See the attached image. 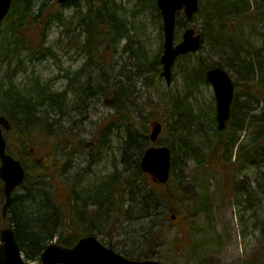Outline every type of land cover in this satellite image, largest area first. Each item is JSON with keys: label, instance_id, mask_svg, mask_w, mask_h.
<instances>
[{"label": "rangeland", "instance_id": "rangeland-1", "mask_svg": "<svg viewBox=\"0 0 264 264\" xmlns=\"http://www.w3.org/2000/svg\"><path fill=\"white\" fill-rule=\"evenodd\" d=\"M206 1L211 7V2ZM95 2L97 6L101 5L99 0ZM115 2L114 9L127 22L128 33L120 42L111 35L113 38L109 41V48L104 49L105 44L101 43L98 60L107 66L110 73L113 72L116 79H121L126 85L123 101L128 103L127 107L130 108L136 126L141 129L148 126L150 129L153 123L151 116L158 117L156 119L158 120L164 114L162 95L168 98L174 95L179 98L186 96L185 107L189 105L195 115L200 117V120L194 121L190 126V136L192 140L202 144L203 155H205L204 152H210L212 144L209 145V143L214 139L210 119L216 109V98L212 85L199 80V72L196 70L199 68L198 62L201 60L209 67L225 63V67L237 83L236 94L246 93L248 91L246 84L258 81L259 76L256 73L255 75L242 73L241 69L231 63L230 58H221L214 46L213 38L208 35L200 51V60L192 55L175 62L170 85L167 84L166 78L161 76L163 65L160 63L156 66L155 72L147 74L152 80L146 82L143 77L130 87L125 75L129 74L126 69L134 61L131 50L136 47L135 41L142 42L148 57L151 58L163 46L164 31L159 25L156 11L149 5V0L146 3H143V0H115ZM227 2L235 4L230 15L234 17V21L224 27L229 36L238 40L246 39L256 48L262 47L264 0H227ZM79 3L81 7L77 8L73 5L57 6L56 0H48L44 15L60 9L68 24H50L46 29L48 31L46 39L38 32V27L30 30L32 32L30 37L35 42V46L37 48L41 45L52 47L54 56L35 59L34 53L21 49L16 56L10 55L5 58V42L1 36L0 81L5 83V72L7 69H13L16 85L25 92H29L35 80H39L52 91L62 92L67 86L65 74L76 72L85 62V57L79 54V48H77L84 34L77 24L76 15L78 12H86L87 0H81ZM178 19L181 20V24L177 28V41L182 39L183 30L189 26L202 34L208 31L202 12L192 20H187L181 13ZM4 27L5 24L0 27V30ZM106 41L108 43V40ZM188 66L195 68L197 77V86L192 87L191 90L184 77ZM82 79L85 80V77ZM126 95L127 98H125ZM244 97L246 95H243L241 99ZM107 98L112 99L113 96L108 94L91 103L86 113L68 110L62 116L61 127L67 134L71 133L69 139L74 141L67 147L56 144V155L52 157L54 163H57L56 167L64 169L63 176L59 177L60 181L56 180L57 192L63 197L61 201L64 206L68 205L66 194L69 192L65 186L74 185L77 181V191L81 190L80 195L85 196L84 185L98 177L110 174L115 166H121L123 145L133 124L123 120L122 125H116L104 135V129L109 123H119L122 120V114L117 112L118 106L116 105V108L112 103L108 104ZM263 109L264 97L255 110L253 121L263 118ZM42 115L45 113H41ZM241 116L239 109L237 116L231 119L227 128L226 138L229 145L225 146L220 153L223 156L224 166L220 161L206 164L207 168H203L198 166L193 157H188L182 165L175 168L172 181L170 180V183L162 187V192L167 189L175 192L179 207L183 208V214L178 213L173 218V213L163 207L159 216L163 236L155 251L149 253L146 249L149 254L143 253L144 249L141 246L143 229L138 221L129 219L125 213L128 202L124 203V212L117 215L116 230L112 236L100 234L99 238L111 240L117 251L133 259L141 255V259H157L165 264H264V167L247 165V162L243 160L244 156L240 154L238 149L240 143V146L244 147L242 152L246 153V148L251 147L254 143L253 138L257 136L255 129L250 128L248 122L246 125V122L243 124L240 121ZM182 122L184 117L176 123L174 119L165 122L169 125V130H163L157 145H168L170 141H177L178 126ZM261 123L259 122V125ZM150 132L151 129L148 134ZM4 134L8 144L10 143L11 150L18 153L19 147L21 148L20 143L12 139L11 133ZM62 137L63 133L57 135V139ZM57 139L52 138V141L56 142ZM91 141L96 144L95 148L90 146ZM94 152L97 153V162L90 163L89 159L95 155ZM179 179H181V185H178ZM83 180V186L78 187ZM244 184L247 186L245 187ZM4 201V191L0 188V229L5 224L1 213ZM187 233L192 235L191 240L190 236L188 238L183 236ZM178 235L180 240L185 238V242H189L188 245L181 246L178 243L179 246L176 247L174 242Z\"/></svg>", "mask_w": 264, "mask_h": 264}, {"label": "trees", "instance_id": "trees-1", "mask_svg": "<svg viewBox=\"0 0 264 264\" xmlns=\"http://www.w3.org/2000/svg\"><path fill=\"white\" fill-rule=\"evenodd\" d=\"M40 1L42 0H13L10 12L3 21L5 27L0 30V37L3 36L5 42V58L10 55L16 56V53L21 49L34 53L35 59L54 56L55 52L52 47L41 45L37 48L35 46V42L30 37L32 34L30 30L38 27V32L46 39L48 32L46 29L50 24L67 25L68 23L66 24L60 9L44 15L48 0L42 3ZM80 1L71 0L64 5L80 8ZM95 1L97 0H87L86 12H78L76 15L78 17L77 24L84 34L77 48H79V54L85 57V62L76 72L65 74L67 86L62 92L50 90L39 80H35L29 92H25L24 89L16 85L13 79V69H7L5 72V83L0 81V115L5 114L11 119L12 139H16L21 145L18 153L14 155L22 160L26 170L25 180L13 196L9 220L14 225L18 243L28 261L38 260L46 246L56 238L59 244L70 247L85 235L108 234L112 236L116 230L117 215L124 212L125 202H128V207L125 209L128 218L135 219L142 226L141 246L144 249L143 253L149 254L155 251L162 239L161 236H163L159 219L163 207L168 208L176 216L178 213L183 214V208L179 207L175 192L170 189L162 192L164 185L155 182L150 174L141 169V157L145 150L152 145L148 134L150 129L148 126L144 129L136 126L130 108L127 107L128 103L123 101L126 85L121 79H116L113 72L110 73L107 66L98 60L101 43L105 44L103 48L106 49L110 47L109 41L113 37L117 42H120L128 33L127 22L114 9L115 0H99L100 6H97ZM146 1L143 0V3ZM149 1V5L156 11L159 25L163 29L162 14L157 6V1ZM209 1L212 4L211 7L208 1L200 0L199 13L202 12L208 29L203 34V43L209 35L213 38L214 46L221 58H230L231 63L241 69L242 73L245 72L247 75L256 73L261 80L247 83L248 91L235 95L231 119L237 116L240 109L242 115L240 121L243 124L246 122V125L248 122L249 127L255 129L257 136L253 138L254 143L251 144V147L246 148V153L242 152L244 147L240 146L241 143L238 149L244 156L243 160L247 162V165L251 163L264 167V116L257 121L252 119L255 117L254 113L258 104L264 97V31L261 34L263 45L260 48H256L243 38H239V40L231 38L230 44V41L224 38L223 30L227 24L234 21V17L230 15H232L231 12H233L235 4L234 2L230 4L227 0ZM56 4L60 6L57 0ZM36 8L38 9L36 10ZM180 22L179 19L178 25L181 24ZM178 38L181 39V37ZM135 42L136 47L131 50L134 61L126 69L129 74L125 75L130 87L143 77L146 82L152 80L147 74H152L157 70L156 66L160 64L162 52L161 46L159 52L149 58L142 42L138 40ZM189 56L192 55L182 56L179 59H187ZM194 56L200 60L201 52H196ZM198 66L199 68L196 70L199 72V80L209 83L206 75L209 66L204 65L201 60L198 62ZM217 66L225 67V63H220ZM84 77L85 80L82 79ZM184 77L189 90L197 86L195 68L188 66L185 69ZM256 83L257 85H255ZM114 90L117 93V102H114L113 105L118 106V108L116 106L118 109L116 110L122 114V120L119 123H109L104 129V135L116 125H122L123 120L133 124L123 145L121 166H115L114 171L110 174L98 177L84 185L85 196L80 195L79 191L81 192V190L77 191V181L74 185L65 186L69 192L66 194L68 205L64 206L61 201L63 197L57 192L56 186V180L63 176L64 169L56 167L57 163H54L52 157L56 155V144L67 147L74 141L69 139L71 133L67 134L61 127L62 116L68 110H74L81 114L86 113L91 103ZM243 95L246 97L241 99ZM161 99L164 114L158 121L165 124L169 119H174L176 123L184 117V122L178 126L177 141H170L168 144L172 149V173L188 157H193L198 166L203 168H207L206 164L222 161L223 156L220 153L225 146L229 145L226 131L231 119L227 128L219 131L214 112L210 119L214 136L213 141L209 143V145L212 144V148L210 152H204L205 155H203L202 144L192 140L190 136V126L194 121L200 120V117L195 115L189 105L185 107L186 96L179 98L174 95L168 98L162 95ZM41 113H45V115L41 116ZM151 118L154 122L158 117L151 116ZM258 121L262 123L259 125ZM168 126L165 124L164 129L167 131L169 130ZM60 133H63V137L57 139V135ZM52 138L57 141L53 142ZM104 142L103 145H105ZM94 153L92 159L97 162V153ZM222 163L224 166L225 163L223 161ZM82 178L85 179V177ZM170 180L172 181V177ZM83 182L84 180L80 183L81 187ZM178 182V185H181V179ZM227 182L229 186V178ZM244 186L247 185L244 184ZM0 188H3L1 180ZM3 223H7V221L3 219ZM180 235L176 237L175 246L188 245L189 242H185V238L179 239ZM183 236L186 238L190 236V240L192 238L190 233L183 234ZM102 241L106 245L114 247L111 240ZM178 243L180 244L178 245ZM146 249L149 250V253L146 252ZM138 259H141V255L138 256Z\"/></svg>", "mask_w": 264, "mask_h": 264}, {"label": "water", "instance_id": "water-1", "mask_svg": "<svg viewBox=\"0 0 264 264\" xmlns=\"http://www.w3.org/2000/svg\"><path fill=\"white\" fill-rule=\"evenodd\" d=\"M68 0H58L65 3ZM13 0H0V24L9 13ZM162 13L164 28V44L161 63V75L167 83L172 81V68L179 56L195 53L200 50L203 42L202 34L193 27L183 32V39L175 42L177 16L184 11L187 19L191 20L200 9V0H157ZM207 77L211 83L217 101V128L224 130L231 117V107L235 98V83L229 73L215 66L208 70ZM3 127L11 128L7 116H0V178L4 182L5 202L2 208L4 218L8 217L13 201V195L25 180L26 171L20 159L7 152V141ZM163 130V123L154 122L150 139L156 143ZM142 170L151 174L160 184H166L171 177L172 150L169 146H151L141 159ZM175 217V216H173ZM0 264H165L156 259H130L115 249L104 245L96 235H87L70 247L63 246L55 240L50 242L40 255L38 261L28 263L18 243L12 223L0 230Z\"/></svg>", "mask_w": 264, "mask_h": 264}, {"label": "bare ground", "instance_id": "bare-ground-1", "mask_svg": "<svg viewBox=\"0 0 264 264\" xmlns=\"http://www.w3.org/2000/svg\"><path fill=\"white\" fill-rule=\"evenodd\" d=\"M202 34V33H201ZM223 35H224V38L226 39V40H229L230 41V44H231V41H232V39H231V37L229 36V34H228V31L224 28V30H223ZM202 37H203V41H204V36H203V34H202ZM202 45H203V42H202ZM233 47H234V45H233ZM201 49L202 48H200V50H198V51H201ZM197 51V52H198ZM229 51V50H228ZM196 53V52H195ZM194 53V54H195ZM243 60V59H242ZM244 60H246V59H244ZM212 67H214V66H211V67H208V69H207V72H208V70L210 69V68H212ZM219 67H221V68H223V69H225L228 73H229V75L232 77V74H231V72L226 68V67H223V66H219ZM207 72H206V75H207ZM240 72V71H239ZM233 78V77H232ZM207 79H208V77H207ZM209 81V80H208ZM171 83H172V81H171ZM170 83V84H171ZM210 83V82H209ZM168 84V83H167ZM170 84H168V85H170ZM215 113H216V119H217V101H216V109H215ZM231 114H232V107H231ZM218 123V122H217ZM220 131V130H219ZM91 160V162L90 163H92V162H95L93 159H89V161ZM250 165H252L251 163H249ZM88 168V167H87ZM79 187H81V184L79 183Z\"/></svg>", "mask_w": 264, "mask_h": 264}]
</instances>
